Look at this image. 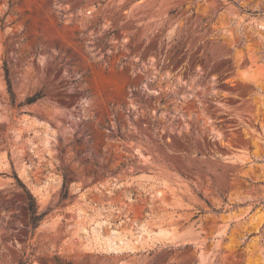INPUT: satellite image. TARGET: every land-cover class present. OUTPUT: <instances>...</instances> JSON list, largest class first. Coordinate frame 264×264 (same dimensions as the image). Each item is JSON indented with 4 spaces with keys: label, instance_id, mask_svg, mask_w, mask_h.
Here are the masks:
<instances>
[{
    "label": "rangeland",
    "instance_id": "rangeland-1",
    "mask_svg": "<svg viewBox=\"0 0 264 264\" xmlns=\"http://www.w3.org/2000/svg\"><path fill=\"white\" fill-rule=\"evenodd\" d=\"M0 264H264V0H0Z\"/></svg>",
    "mask_w": 264,
    "mask_h": 264
},
{
    "label": "bare ground",
    "instance_id": "bare-ground-1",
    "mask_svg": "<svg viewBox=\"0 0 264 264\" xmlns=\"http://www.w3.org/2000/svg\"><path fill=\"white\" fill-rule=\"evenodd\" d=\"M253 71H257V70H253ZM252 72V73H255ZM256 74V73H255ZM254 74V75H255ZM253 75V74H252ZM253 75V77H254ZM257 75V74H256ZM259 75V74H258ZM257 75V76H258ZM256 77V76H255ZM158 194V193H157ZM77 215L79 217H85L84 215L81 214V210H79L77 212ZM86 226H84L83 224L80 226V230H86L85 228ZM139 232L137 235H133L134 236V240L135 241H139L141 240L143 237H149L151 235V230L141 226V228H139ZM155 234H159V235H164L166 236L168 234V231H166L163 228H159V230L157 231H153ZM145 233V234H143ZM145 235V236H144ZM131 243V238H126L125 235L120 234V232L118 230H114L111 234L110 238H102L98 235L93 236V240H92V244H94L95 246H98L100 248H105V249H117V248H123L125 246H128Z\"/></svg>",
    "mask_w": 264,
    "mask_h": 264
},
{
    "label": "trees",
    "instance_id": "trees-1",
    "mask_svg": "<svg viewBox=\"0 0 264 264\" xmlns=\"http://www.w3.org/2000/svg\"><path fill=\"white\" fill-rule=\"evenodd\" d=\"M4 73H5V79L7 82V87H8V91L12 97V88H11V83L10 80L8 78V69L6 67V64L4 63ZM43 95L41 94V92H36L32 95H29L25 98V102L28 104L34 103L36 102L38 99L42 98ZM65 182H63V188H65ZM29 212H30V224L32 226V228H35L39 221L42 219L44 212L42 213H38L37 212V207H36V202L35 199L29 194Z\"/></svg>",
    "mask_w": 264,
    "mask_h": 264
}]
</instances>
